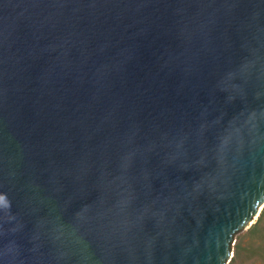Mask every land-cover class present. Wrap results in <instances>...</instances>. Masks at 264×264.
I'll return each instance as SVG.
<instances>
[{
    "label": "water",
    "instance_id": "95a60500",
    "mask_svg": "<svg viewBox=\"0 0 264 264\" xmlns=\"http://www.w3.org/2000/svg\"><path fill=\"white\" fill-rule=\"evenodd\" d=\"M263 206L264 0H0V264H227Z\"/></svg>",
    "mask_w": 264,
    "mask_h": 264
},
{
    "label": "trees",
    "instance_id": "16d2710c",
    "mask_svg": "<svg viewBox=\"0 0 264 264\" xmlns=\"http://www.w3.org/2000/svg\"><path fill=\"white\" fill-rule=\"evenodd\" d=\"M249 233L248 242L243 246L236 247L233 258L240 262L242 259H251L252 261L257 260L258 264H264V208L250 227Z\"/></svg>",
    "mask_w": 264,
    "mask_h": 264
},
{
    "label": "rangeland",
    "instance_id": "374dc122",
    "mask_svg": "<svg viewBox=\"0 0 264 264\" xmlns=\"http://www.w3.org/2000/svg\"><path fill=\"white\" fill-rule=\"evenodd\" d=\"M263 208H264V206L262 207V209ZM262 209H261V211H262ZM256 219L253 220V224L255 223ZM252 225H250L249 227L244 228L243 230L239 231L235 235V239H234V243H233V248H232V256H231V258H230V260L228 261L227 264H258V261L257 260L252 261L251 259H249V260L242 259V261L240 262L238 260H234V258H233L234 257L233 256L234 255V252L236 251V247L237 246H239V247L240 246H243V245H245L248 242L249 236H250L249 229H250V227ZM235 259H238V258H235Z\"/></svg>",
    "mask_w": 264,
    "mask_h": 264
},
{
    "label": "bare ground",
    "instance_id": "6f19581e",
    "mask_svg": "<svg viewBox=\"0 0 264 264\" xmlns=\"http://www.w3.org/2000/svg\"><path fill=\"white\" fill-rule=\"evenodd\" d=\"M260 210V207L258 208V211Z\"/></svg>",
    "mask_w": 264,
    "mask_h": 264
}]
</instances>
